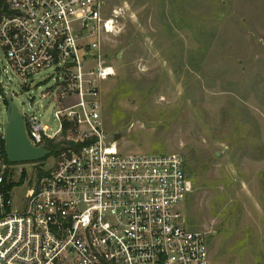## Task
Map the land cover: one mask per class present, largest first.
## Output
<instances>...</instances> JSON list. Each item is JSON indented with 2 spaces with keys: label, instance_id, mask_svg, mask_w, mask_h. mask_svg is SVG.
<instances>
[{
  "label": "built area",
  "instance_id": "1",
  "mask_svg": "<svg viewBox=\"0 0 264 264\" xmlns=\"http://www.w3.org/2000/svg\"><path fill=\"white\" fill-rule=\"evenodd\" d=\"M103 0H3L0 50L26 84L51 69L53 87L21 112L34 147L55 153L13 200L0 70V264H212L207 234L186 226L193 182L179 153H124L102 118V86L116 70L102 52L115 17ZM29 88L28 85L25 87ZM34 99V98H33ZM49 153V154H50ZM48 154V155H49ZM24 198V199H23Z\"/></svg>",
  "mask_w": 264,
  "mask_h": 264
},
{
  "label": "rangeland",
  "instance_id": "2",
  "mask_svg": "<svg viewBox=\"0 0 264 264\" xmlns=\"http://www.w3.org/2000/svg\"><path fill=\"white\" fill-rule=\"evenodd\" d=\"M103 2L105 16L120 14L102 43L116 70L102 86L107 135L124 153L190 160L198 173L182 210L207 234L212 264H264V0ZM6 66L0 50L1 87L21 112L31 100L52 110L42 98L51 69L24 84ZM55 160L13 164L16 206L39 177L34 164Z\"/></svg>",
  "mask_w": 264,
  "mask_h": 264
},
{
  "label": "water",
  "instance_id": "3",
  "mask_svg": "<svg viewBox=\"0 0 264 264\" xmlns=\"http://www.w3.org/2000/svg\"><path fill=\"white\" fill-rule=\"evenodd\" d=\"M8 103V127L5 152L10 163L39 162L50 152L42 147H34L30 144L23 116L12 99V94H6Z\"/></svg>",
  "mask_w": 264,
  "mask_h": 264
},
{
  "label": "trees",
  "instance_id": "4",
  "mask_svg": "<svg viewBox=\"0 0 264 264\" xmlns=\"http://www.w3.org/2000/svg\"><path fill=\"white\" fill-rule=\"evenodd\" d=\"M2 1L3 0H0V5L2 4ZM189 160V159H188ZM185 165H186V172H187V174H188V176L190 177V178H192V177H195V175H197V169L196 168H194V167H192V166H190V160H189V162L187 163V161H185ZM43 174H45L42 170H39L38 171V176L40 177V176H42Z\"/></svg>",
  "mask_w": 264,
  "mask_h": 264
}]
</instances>
